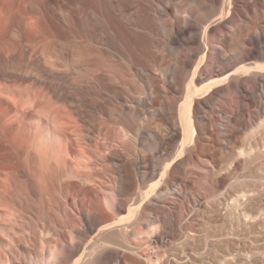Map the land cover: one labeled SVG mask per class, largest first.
Instances as JSON below:
<instances>
[{
    "label": "bare ground",
    "instance_id": "bare-ground-1",
    "mask_svg": "<svg viewBox=\"0 0 264 264\" xmlns=\"http://www.w3.org/2000/svg\"><path fill=\"white\" fill-rule=\"evenodd\" d=\"M261 197L264 0H0V264H246Z\"/></svg>",
    "mask_w": 264,
    "mask_h": 264
},
{
    "label": "rangeland",
    "instance_id": "rangeland-1",
    "mask_svg": "<svg viewBox=\"0 0 264 264\" xmlns=\"http://www.w3.org/2000/svg\"><path fill=\"white\" fill-rule=\"evenodd\" d=\"M244 83L247 84L248 82ZM115 149L121 151V148H119L118 145L115 146ZM181 201H183V199ZM261 209L263 211H261ZM248 210L250 215L248 223L251 224V227L244 231L235 226L233 230L234 235L231 239V249L233 250L234 258H236V260L238 259L239 254L243 253L246 256V264H264V227L259 226L256 223V220L259 217L264 219V197L251 202ZM237 216L238 214H235L234 223H236ZM223 222L224 220L222 218L216 219L219 228L215 231V234H223V229L221 227Z\"/></svg>",
    "mask_w": 264,
    "mask_h": 264
}]
</instances>
